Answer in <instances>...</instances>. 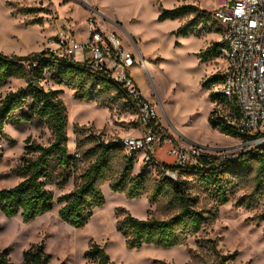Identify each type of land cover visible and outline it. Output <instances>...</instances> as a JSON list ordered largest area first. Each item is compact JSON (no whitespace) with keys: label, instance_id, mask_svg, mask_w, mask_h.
I'll list each match as a JSON object with an SVG mask.
<instances>
[{"label":"rangeland","instance_id":"374dc122","mask_svg":"<svg viewBox=\"0 0 264 264\" xmlns=\"http://www.w3.org/2000/svg\"><path fill=\"white\" fill-rule=\"evenodd\" d=\"M183 4L212 13L220 0H0V53L28 56L44 50L54 51L59 31L70 29L77 39L87 37L86 21L94 17L106 31L116 33L126 51L136 54L132 76L142 93L155 104L162 124L179 142L208 148L214 159H238L256 150L264 154V148L248 147L244 145L246 141L225 135L208 123L210 113L218 111V104L211 89L204 88L203 83L221 73L224 59L219 56L201 62L197 55L219 41L220 25L212 18L210 32L200 27L192 35L176 36V29L191 16L163 22L158 17L162 8L172 9ZM40 85L46 91H63L60 98L68 114V153L82 157L92 145L84 141L85 137L90 133L100 135L101 140L115 145L111 175L117 177L126 159L121 140L140 132L137 115L123 93L103 92L99 88L94 101L89 102L76 99L73 89L56 84L50 74L44 76ZM26 86L23 79H11L0 86V100L7 93ZM24 110L27 107L16 112L15 118ZM52 141L46 125L11 120L0 139V190L23 180L18 168L28 142L48 146ZM77 142H82L79 149ZM163 154L159 150V155ZM134 159L135 175L141 172V163L138 158ZM166 159V163L173 164L172 158ZM91 160L85 158L62 187L57 186V173L52 174L46 186L55 199L52 211L29 222L23 221L20 215L8 218L0 211V251L8 249L13 264H21L23 252L33 245L43 247L51 257V264H86L84 255L91 244L104 246L115 264H206L234 253L237 256L226 264H264V220L260 219L264 215V160L249 158L240 173L225 174L229 180V200L224 205L214 200L195 176L177 175V180L188 182L196 208L205 211L208 220L198 234L188 236L183 245L170 249L155 246L129 249L117 229L120 208L142 220L168 219L178 213L167 195L154 204L149 202L154 182L161 177L154 168L145 170L148 185L143 197L129 199L123 193L112 191L105 182L100 186L105 204L94 211L86 226L74 228L61 220L62 205L57 199L74 189Z\"/></svg>","mask_w":264,"mask_h":264},{"label":"trees","instance_id":"16d2710c","mask_svg":"<svg viewBox=\"0 0 264 264\" xmlns=\"http://www.w3.org/2000/svg\"><path fill=\"white\" fill-rule=\"evenodd\" d=\"M191 16L180 25L174 34L189 36L197 33L202 27L210 32L212 13L200 10L197 6L183 4L172 9H161L159 22L178 20ZM220 33V29H219ZM201 62H207L221 56L219 43H213L197 55ZM46 74L58 85L75 91V98L80 101H94L95 94L100 88L103 92L120 91L115 83L102 75L90 73L84 67L59 60L50 50L32 53L28 56H7L0 53V86L6 85L11 79H23L27 86L7 93L0 100V139L4 136L5 127L14 120L16 123L35 122L46 125L53 136L48 146L28 142L22 156V164L18 171L23 180L11 188L0 190V211L8 218L20 215L25 222L42 216L53 210L55 199L47 190V181L52 174L57 173V186H64L71 177L73 170L77 171L85 158L92 159L79 177V182L69 193L58 197L57 203L62 205L59 210L61 220L74 228L87 225L96 209L105 204L101 184L108 182L109 187L116 193H123L129 199H139L146 194L148 177L145 172L133 174L135 159L127 157L117 177H112L111 159L114 143L101 140L100 135L90 133L84 141L92 145L82 157L68 153V114L67 108L60 98L62 90H45L41 81ZM220 81L219 75L210 76L203 87L210 89L213 83ZM217 104L223 99L214 94ZM27 107L19 118L15 113ZM208 123L213 129L221 133L239 137L238 133L214 110L210 113ZM80 129V128H77ZM82 142H77V148ZM262 151L247 152L233 161H227L222 166L212 169H181L179 176L191 174L198 184L206 190L220 205L228 202L229 180L225 174L240 173L242 165H247L249 158L264 160ZM173 170H177L174 167ZM167 195L171 206L178 209V213L168 219L150 217L138 219L125 209H118L117 229L124 236L129 249H141L144 246H155L170 249L183 245L188 236L198 234L206 224L208 216L205 211L196 208V200L188 191V182L168 179L161 176L154 182L149 202L154 204L161 196ZM264 220V215L260 216ZM237 253L224 256L206 264H226ZM21 264H51V257L45 253L41 245H33L23 252ZM86 264H115L106 252V248L99 244H91L85 252ZM0 264H13L9 259V250L0 251ZM60 264H66L64 262ZM160 264H167L161 262Z\"/></svg>","mask_w":264,"mask_h":264},{"label":"built area","instance_id":"2783aa9c","mask_svg":"<svg viewBox=\"0 0 264 264\" xmlns=\"http://www.w3.org/2000/svg\"><path fill=\"white\" fill-rule=\"evenodd\" d=\"M212 18L220 25L218 43L224 59L220 81L210 86L212 93L223 99L218 115L246 140L244 145L264 148V0H220ZM86 25L88 36L81 39L70 29L59 31L56 50L50 51L59 60L105 76L120 88L140 126L138 135L124 137L121 144L127 157L140 160L141 172L154 168L161 176L177 180L181 169H212L233 161L214 159L208 148L179 142L132 76L136 54L126 51L116 33L106 31L94 17H89ZM159 150L172 158L173 164L160 161Z\"/></svg>","mask_w":264,"mask_h":264},{"label":"crops","instance_id":"0c3cea01","mask_svg":"<svg viewBox=\"0 0 264 264\" xmlns=\"http://www.w3.org/2000/svg\"><path fill=\"white\" fill-rule=\"evenodd\" d=\"M136 83H137L138 86H140L139 83H138L137 81H136ZM139 88H140V87H139ZM143 95L148 99V96H146L145 93H143ZM158 156H159V160H160V161H162V162H168L167 159H166V158H168V157H167L165 154H163V155H159V154H158ZM165 157H166V158H165ZM160 158H161V159H160Z\"/></svg>","mask_w":264,"mask_h":264},{"label":"bare ground","instance_id":"6f19581e","mask_svg":"<svg viewBox=\"0 0 264 264\" xmlns=\"http://www.w3.org/2000/svg\"><path fill=\"white\" fill-rule=\"evenodd\" d=\"M153 253V252H152Z\"/></svg>","mask_w":264,"mask_h":264}]
</instances>
